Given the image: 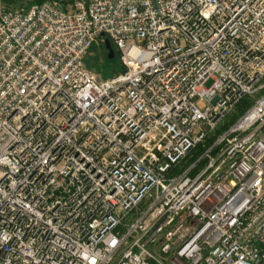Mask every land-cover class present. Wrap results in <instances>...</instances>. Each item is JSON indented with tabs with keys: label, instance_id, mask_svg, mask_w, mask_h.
<instances>
[{
	"label": "built area",
	"instance_id": "obj_1",
	"mask_svg": "<svg viewBox=\"0 0 264 264\" xmlns=\"http://www.w3.org/2000/svg\"><path fill=\"white\" fill-rule=\"evenodd\" d=\"M0 264H264V0H0Z\"/></svg>",
	"mask_w": 264,
	"mask_h": 264
},
{
	"label": "rangeland",
	"instance_id": "obj_2",
	"mask_svg": "<svg viewBox=\"0 0 264 264\" xmlns=\"http://www.w3.org/2000/svg\"><path fill=\"white\" fill-rule=\"evenodd\" d=\"M33 1L34 0H16L15 2H13V5H11V7H16V8L21 9V10H26L30 6L34 5ZM110 44H111V47L114 51V56L112 58L107 57L108 52L106 49L103 48V46L101 44L99 46L94 45L91 48V51L87 57V65L89 66V68H91V70L97 72L101 77H108V76H111L114 73L122 70L118 51H117V49H116V47L112 41L110 42ZM210 83H211V81H207L205 83V86H209ZM246 100H248V103L250 102L249 98H246ZM239 114H240V110L238 109V107H236L232 112H230L226 116V118L222 121V123L203 142H201L198 145H202V147H205L206 145H208V143H210L211 140H214L220 133H222V131L225 129V127L231 121H233ZM202 154H203V150H202V152H200V151L198 152L197 149L194 148L188 154V156L182 160V162L179 165L180 166L179 168L184 169V168L188 167L193 162H195L197 159H199ZM203 164H204V161L198 165L196 171L200 167H202ZM148 202H149L148 200H144L135 211H133L131 214H129L127 216V218L124 220V224H122L119 227V231L121 233L125 232L129 223H131L139 215L140 211L145 209Z\"/></svg>",
	"mask_w": 264,
	"mask_h": 264
},
{
	"label": "trees",
	"instance_id": "obj_3",
	"mask_svg": "<svg viewBox=\"0 0 264 264\" xmlns=\"http://www.w3.org/2000/svg\"><path fill=\"white\" fill-rule=\"evenodd\" d=\"M16 0H3V2H5L6 3V5H8V6H11V5H13V2H15ZM43 0H34L33 2H34V4H38V3H40V2H42ZM59 1H61V0H59ZM27 8V7H26ZM247 105H248V100H246V99H243L238 105H237V107H238V109L240 110V113L242 112V111H244V109L247 107ZM212 142V140L210 141V143ZM210 143H208V144H210ZM196 149H197V151L199 152H202V150H204V147H202V145H198V146H196L195 147Z\"/></svg>",
	"mask_w": 264,
	"mask_h": 264
},
{
	"label": "water",
	"instance_id": "obj_4",
	"mask_svg": "<svg viewBox=\"0 0 264 264\" xmlns=\"http://www.w3.org/2000/svg\"><path fill=\"white\" fill-rule=\"evenodd\" d=\"M104 48L108 52L107 57L112 58L113 57V49H112L111 44L107 38L104 39Z\"/></svg>",
	"mask_w": 264,
	"mask_h": 264
},
{
	"label": "bare ground",
	"instance_id": "obj_5",
	"mask_svg": "<svg viewBox=\"0 0 264 264\" xmlns=\"http://www.w3.org/2000/svg\"><path fill=\"white\" fill-rule=\"evenodd\" d=\"M113 56H114V51H113Z\"/></svg>",
	"mask_w": 264,
	"mask_h": 264
}]
</instances>
